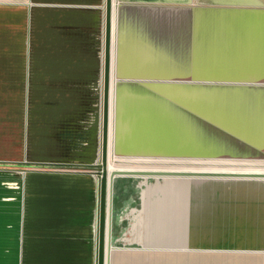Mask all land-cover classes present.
Listing matches in <instances>:
<instances>
[{"label":"rangeland","instance_id":"374dc122","mask_svg":"<svg viewBox=\"0 0 264 264\" xmlns=\"http://www.w3.org/2000/svg\"><path fill=\"white\" fill-rule=\"evenodd\" d=\"M221 1L111 0L107 142L113 170L264 173V66H249L250 54L260 55L262 47L264 53V20ZM99 59L103 71L102 34ZM102 87L101 80L94 84L91 117L97 146L90 171L98 181ZM33 112L21 94L0 109V159H57L52 149L35 146ZM121 156L149 160L114 162ZM163 186L116 181V237L134 235L133 245L158 249L264 248V182ZM129 206L145 208L132 220ZM182 235L193 240L170 239Z\"/></svg>","mask_w":264,"mask_h":264},{"label":"crops","instance_id":"0c3cea01","mask_svg":"<svg viewBox=\"0 0 264 264\" xmlns=\"http://www.w3.org/2000/svg\"><path fill=\"white\" fill-rule=\"evenodd\" d=\"M225 2L228 10L264 20V0ZM105 11L106 0H0V109L11 108L19 94L27 97L28 111H37L35 146L57 155L47 161L0 159V264H96L91 117L94 84H103ZM249 66H264L263 47L260 55L250 54Z\"/></svg>","mask_w":264,"mask_h":264},{"label":"water","instance_id":"95a60500","mask_svg":"<svg viewBox=\"0 0 264 264\" xmlns=\"http://www.w3.org/2000/svg\"><path fill=\"white\" fill-rule=\"evenodd\" d=\"M230 6V5H229ZM236 9L239 6L232 5ZM239 7V8H237ZM110 14L111 0H106L105 11V32H104V59H103V107L101 122V173L98 181V211H97V257L96 264H264V248L262 251L256 250H203L189 248H153L137 246L139 240L134 235L131 238L116 237L114 235V217L116 206H114V186L118 179L123 181H135L139 185L146 186L150 181L155 185L160 182L164 185H193L210 183H237V182H264V173H232V172H192L176 170H116L111 169V148H108L109 117L108 99L110 95V62H111V42H110ZM109 156V157H108ZM116 163H124L127 160H149L141 157L121 156ZM137 188V187H136ZM145 189L149 187H144ZM138 189H142L140 186ZM148 190V189H147ZM136 204V203H133ZM228 205V204H226ZM185 207V206H173ZM187 207V206H186ZM189 207V206H188ZM133 211L132 220L138 216L139 210H144L145 206H129ZM136 208V209H135ZM184 209V208H183ZM171 218V217H170ZM138 219V218H137ZM170 220L174 221L173 218ZM201 221V220H200ZM128 226L127 220L124 224ZM207 224L201 221L200 225ZM134 233V228L131 230ZM173 241L187 242L193 240L185 236H170ZM263 252V253H262ZM261 261V262H258Z\"/></svg>","mask_w":264,"mask_h":264},{"label":"bare ground","instance_id":"6f19581e","mask_svg":"<svg viewBox=\"0 0 264 264\" xmlns=\"http://www.w3.org/2000/svg\"><path fill=\"white\" fill-rule=\"evenodd\" d=\"M111 169H112V167H111ZM118 170V169H117ZM121 170V169H120ZM123 170V169H122ZM130 170V169H129ZM210 170V169H209ZM222 170V169H221ZM232 170V169H231ZM235 171V170H234ZM196 172H198V171H196ZM199 172H206V171H199ZM209 172H232V171H216V170H211V171H209ZM241 172H244V173H259V172H252V170L251 171H241ZM240 172V173H241ZM233 173V172H232ZM235 173V172H234ZM239 173V172H238ZM261 173V172H260Z\"/></svg>","mask_w":264,"mask_h":264}]
</instances>
